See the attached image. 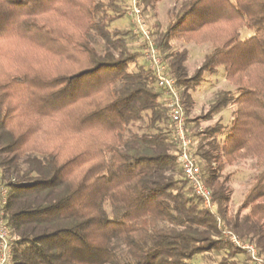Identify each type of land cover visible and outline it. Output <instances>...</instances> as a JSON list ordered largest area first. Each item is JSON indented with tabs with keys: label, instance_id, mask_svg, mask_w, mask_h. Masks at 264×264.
<instances>
[{
	"label": "trees",
	"instance_id": "obj_1",
	"mask_svg": "<svg viewBox=\"0 0 264 264\" xmlns=\"http://www.w3.org/2000/svg\"><path fill=\"white\" fill-rule=\"evenodd\" d=\"M160 1L139 0L144 17ZM127 8L0 0V210L13 264H196L209 253L217 264H248L222 242L217 219L264 256V0H183L163 29L155 25L214 212L182 176L162 92L138 63L131 26H112ZM242 29L252 35L241 39ZM172 40L212 48L189 75L188 52ZM218 68L232 90L188 117L203 76ZM229 106V126L200 129ZM247 159L259 169L229 212L224 170Z\"/></svg>",
	"mask_w": 264,
	"mask_h": 264
},
{
	"label": "built area",
	"instance_id": "obj_2",
	"mask_svg": "<svg viewBox=\"0 0 264 264\" xmlns=\"http://www.w3.org/2000/svg\"><path fill=\"white\" fill-rule=\"evenodd\" d=\"M127 2L126 17L130 23L131 32L139 45L147 69L154 75L156 87L163 95L182 176L190 185L195 197L201 202L202 207L209 212H214L215 205L212 202L211 191L203 181L201 169L192 149V139L186 130V117L180 92L162 59L151 27L142 13L139 0H127ZM217 225L221 240L243 253L248 264H264V256L259 253L253 243L243 240L219 219H217ZM13 245L14 238L5 222L4 212L0 210V264H13Z\"/></svg>",
	"mask_w": 264,
	"mask_h": 264
},
{
	"label": "rangeland",
	"instance_id": "obj_3",
	"mask_svg": "<svg viewBox=\"0 0 264 264\" xmlns=\"http://www.w3.org/2000/svg\"><path fill=\"white\" fill-rule=\"evenodd\" d=\"M181 1L183 0H161L156 5L155 15H152V13L150 12L146 13L145 15L146 21L151 27V30L153 32L155 39L157 38L155 36V33L157 32V28L155 27V25L158 23L160 25V29H163L167 23V16H166L167 10L173 6L178 5ZM129 25L130 23L126 15L112 24L113 27L120 28V29H130ZM251 35L252 33L245 29H242L240 31L241 39L248 38ZM171 44L175 50H181V49L187 50L188 56L185 62V66L187 68L189 75H191L195 71V69L198 68L204 56L212 48L210 43H205L201 45H196L193 43H186L184 46L183 41L181 40L179 41L172 40ZM131 47L132 48L137 47L136 41H135V44L134 42L131 43ZM138 63L140 65L146 66V63L144 62L142 58L138 60ZM203 78H204L203 82L199 85V87L197 88L195 92V97H197L199 94H202L204 95L205 99L204 100L203 98H201V100L194 99L196 102V105L194 103L193 109L190 112L188 117L193 118L195 116L205 113L207 111L210 100L215 96L217 92L222 91V90H232V85L225 80V76H224V72L222 68H218V72L216 74H213V75L205 74ZM229 107L220 111L219 116H217L216 114L212 118L211 121H208V122L201 121L200 129H203L206 126L216 123V122H221L225 126H229L231 121L233 120V111H234L235 106H232L231 110H229ZM195 143L196 141L194 139L193 144ZM258 169L259 168L257 167L253 159L238 161V162L233 163L231 166H227L225 168L224 172L231 173L232 175L231 182H230V188L232 192L230 196L229 212H234L237 209V207L240 205L244 197V194L249 186L251 178L258 171ZM239 258L242 260L243 256L240 255ZM219 259H220V256H216L213 253L212 254L209 253L207 255L196 257L194 262L196 264H217Z\"/></svg>",
	"mask_w": 264,
	"mask_h": 264
},
{
	"label": "crops",
	"instance_id": "obj_4",
	"mask_svg": "<svg viewBox=\"0 0 264 264\" xmlns=\"http://www.w3.org/2000/svg\"><path fill=\"white\" fill-rule=\"evenodd\" d=\"M137 44H138V43H137ZM183 44H184V46H185L186 43L183 42ZM138 46H139V45H138ZM193 97H194L195 100H197V99H198V100H201V98H203V100L205 99L204 95H202V94H199V95L197 96V97H198V98H197V97H195V93H194V94H193ZM195 105H196V102H195ZM231 107H232V106L229 107V110H231ZM232 110H233V109H232ZM217 116H219V113L217 114ZM229 123H230V122H229Z\"/></svg>",
	"mask_w": 264,
	"mask_h": 264
}]
</instances>
